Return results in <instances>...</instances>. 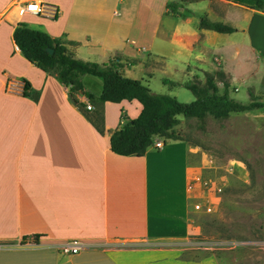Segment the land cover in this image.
<instances>
[{
    "label": "crops",
    "instance_id": "0c3cea01",
    "mask_svg": "<svg viewBox=\"0 0 264 264\" xmlns=\"http://www.w3.org/2000/svg\"><path fill=\"white\" fill-rule=\"evenodd\" d=\"M29 1L0 0V264H222L218 253L185 256V242L200 231L201 215L189 199L198 190L188 191L208 167L199 146L157 136L167 140L161 150L114 154L111 134L122 116L135 119L142 106L136 100L104 103L99 133L86 117L95 106L83 94H76L82 108L74 104L66 86L23 57L13 32L24 23L60 39L76 59L100 65L148 53L162 62L151 77L139 61L122 75L173 96L177 87L153 91L156 73L182 84L219 69L217 61L241 98L249 88H264V14L231 0H199L166 16L171 1L163 0L156 19L144 25L139 11L127 12L144 0H34L51 8L39 16L21 13ZM194 5L201 8L197 19ZM203 16L235 31L199 30ZM81 82L84 92L100 96L99 79L85 75ZM178 119L176 133L185 120ZM71 241L79 251L64 254L61 247Z\"/></svg>",
    "mask_w": 264,
    "mask_h": 264
},
{
    "label": "trees",
    "instance_id": "16d2710c",
    "mask_svg": "<svg viewBox=\"0 0 264 264\" xmlns=\"http://www.w3.org/2000/svg\"><path fill=\"white\" fill-rule=\"evenodd\" d=\"M166 5V16L180 15L184 3L198 2L199 0H178ZM251 10L264 14V0H231ZM199 30H211L220 34H231L233 27L221 22H212L206 16L200 18ZM13 40L23 57L36 65L41 71L53 75L59 83L69 89L71 101L80 109L82 105L76 99V94H83L95 106L93 115H86L99 133H103L102 106L106 102L120 103L136 100L142 110L135 119L122 116V124L110 136L111 151L120 156L143 157L153 140L157 136H166L168 139L180 140L175 127L180 123L178 116L185 120L196 119L197 128L205 130L207 120L224 121L231 114L249 113L264 109V96L254 94L251 88L247 89L248 102L242 103L230 94V83L226 74L220 70L204 72V80L197 76L179 84L162 80L169 89L181 87L189 91L194 100L188 103L179 102L168 94L152 92L138 80L126 78L121 70L124 67L136 65L137 61L127 59L121 63V57L116 56L106 64L84 62L68 53L64 42L53 39L46 33L33 30L24 23H18L14 28ZM52 49L50 54L46 49ZM89 75L99 79L102 91L98 98L84 92L81 82L82 76ZM29 84H24L23 94L27 96ZM86 107V106H85Z\"/></svg>",
    "mask_w": 264,
    "mask_h": 264
},
{
    "label": "rangeland",
    "instance_id": "374dc122",
    "mask_svg": "<svg viewBox=\"0 0 264 264\" xmlns=\"http://www.w3.org/2000/svg\"><path fill=\"white\" fill-rule=\"evenodd\" d=\"M162 1L144 0L141 4H129L127 12L139 11L146 25V18L154 20L159 15ZM193 8L197 19L201 8L198 5ZM135 38L139 45L140 38ZM137 57V61L143 63L144 74L149 77L162 66L160 60L148 53H138ZM214 64L220 69L217 61ZM253 66L256 72L261 71L259 64ZM233 71L236 70L231 69L230 73ZM195 75L204 80L203 74H194L190 79ZM161 76L158 72L151 79V88L155 92L165 90ZM177 88L174 96H169L183 103L194 100L189 91ZM238 90L236 84H231L230 94L237 100L240 98ZM255 94L263 97L264 88ZM240 102H248L246 93ZM197 124L196 119L182 120L180 138L199 146L206 154L208 167L203 178L223 191L216 213L199 212L200 231L185 242V256L199 257L205 252H213L220 255L222 264H264V109L231 114L224 121L209 118L204 131L199 130ZM162 141L167 143V140ZM219 243L221 245H217Z\"/></svg>",
    "mask_w": 264,
    "mask_h": 264
},
{
    "label": "built area",
    "instance_id": "2783aa9c",
    "mask_svg": "<svg viewBox=\"0 0 264 264\" xmlns=\"http://www.w3.org/2000/svg\"><path fill=\"white\" fill-rule=\"evenodd\" d=\"M47 8L48 10H51V8L49 9V7H46L41 3L31 0L29 3L24 5L23 9H21V13L39 16L40 14L45 13ZM86 109L92 110L93 108L87 104ZM164 145L165 144L163 141L154 139L151 147L158 151L161 150ZM194 188H196L198 192L196 195H191L189 197V199L192 200V210L195 213L201 212L205 214L215 212V206L220 204L219 199H221L220 194L223 191L222 188L217 187V185H215L212 181L204 180V178H197L188 185V191L190 194L193 192ZM217 245H221V243ZM79 246L80 245L77 243V241H71L63 245L61 247V251L64 254H75L79 251Z\"/></svg>",
    "mask_w": 264,
    "mask_h": 264
},
{
    "label": "water",
    "instance_id": "95a60500",
    "mask_svg": "<svg viewBox=\"0 0 264 264\" xmlns=\"http://www.w3.org/2000/svg\"><path fill=\"white\" fill-rule=\"evenodd\" d=\"M47 50V52H49L50 54H52L53 53V51H52V49H46Z\"/></svg>",
    "mask_w": 264,
    "mask_h": 264
}]
</instances>
